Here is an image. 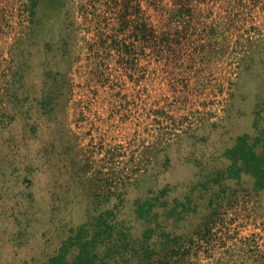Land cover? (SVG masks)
<instances>
[{
  "label": "rangeland",
  "instance_id": "rangeland-1",
  "mask_svg": "<svg viewBox=\"0 0 264 264\" xmlns=\"http://www.w3.org/2000/svg\"><path fill=\"white\" fill-rule=\"evenodd\" d=\"M244 135L264 0H0V264H46L104 211L173 249L154 264H264V190L224 173Z\"/></svg>",
  "mask_w": 264,
  "mask_h": 264
},
{
  "label": "trees",
  "instance_id": "trees-1",
  "mask_svg": "<svg viewBox=\"0 0 264 264\" xmlns=\"http://www.w3.org/2000/svg\"><path fill=\"white\" fill-rule=\"evenodd\" d=\"M248 141L245 135L238 137L234 145L225 151L230 164L224 173L232 177H238L240 173L249 175L253 179V188L261 191L264 190V135L256 137L254 143L249 144ZM157 194L159 197L133 201L135 219L149 221L151 210L161 197V192ZM111 215L109 211L100 212L90 224L75 229L73 235L61 243L56 254L46 264H154L164 260L165 254L173 251L169 246L157 250L151 248L153 245H148V240L152 238L149 229L143 233L142 241H132L124 229L115 228L117 225L111 223ZM158 237L166 242L169 236L160 233ZM138 242V247L135 248ZM71 251L73 254L67 258ZM154 252L155 255L162 256L153 258Z\"/></svg>",
  "mask_w": 264,
  "mask_h": 264
}]
</instances>
